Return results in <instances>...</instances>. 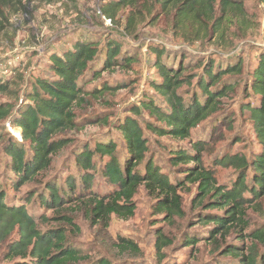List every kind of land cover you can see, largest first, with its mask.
Returning <instances> with one entry per match:
<instances>
[{
  "label": "trees",
  "instance_id": "1",
  "mask_svg": "<svg viewBox=\"0 0 264 264\" xmlns=\"http://www.w3.org/2000/svg\"><path fill=\"white\" fill-rule=\"evenodd\" d=\"M261 2L264 4V0ZM126 10L129 11L127 32H134L148 16H152L151 22L154 23L164 15L173 31L187 41L198 40L202 34L205 38L214 34L223 36L231 25L246 24L247 16L241 0H109L99 12L116 23L119 13ZM149 52L155 56L152 67L160 78L152 83V88L164 105H158L151 97H144L139 105L131 108L133 117L128 116L115 124L123 139L124 155L120 157L118 145L111 140L85 147L75 154L77 175L66 178L61 186L47 182L45 193L40 195L41 204L59 211L75 202V207H85L91 225L104 234L113 217L128 221L135 216L136 197L143 188L155 202L153 214L162 216L165 225L175 228L176 220L186 217L181 192L189 185L195 186L193 204L204 206L206 211H219L202 214L198 220L209 227L206 241L213 248L211 250L233 258L235 264H264V228L246 233L248 210L255 206L261 208L264 199V53L259 57L258 66L248 73V87L245 89L246 93L258 98L259 103L242 107L250 113L249 119L262 149L251 160L246 155L234 154L214 161V165L232 168L238 173L236 181L227 188L219 186L214 170L204 165V154L211 153L214 148L210 142H190L188 150L179 147L167 151L169 164L173 168L182 166L183 177L172 182L154 158H148L150 147L145 130L158 138L189 141L194 129L223 113V99L234 93L239 85L227 78L244 75L243 63L215 70L211 62L198 75L184 63L176 67L165 61V49L152 47ZM98 59L102 69L94 70L93 64ZM136 62L137 57L123 54L122 46L115 40L102 45L99 41L80 37L73 42L71 49L50 54L47 75L31 78L30 90L24 97L28 103L25 107L17 108L12 103L1 102L4 96L13 95L14 91L10 84L0 82V123H8L21 132V142L10 137L4 147L10 160L7 167L17 178L16 188L36 182L40 174L50 169L54 156L69 146L71 140L62 136L78 129L76 111L87 104L88 97L99 99L123 88L106 84L87 92L79 85L81 78L93 71V80H97L115 67L129 69ZM186 86L196 88L189 102L183 96ZM143 113L153 120L146 122L144 128L136 118L142 117ZM159 149L164 150L161 146ZM97 156L107 159L101 174L112 189L106 194L93 189ZM6 198L0 183V247L6 248V260L13 264H114L106 258L91 261L82 250L69 246L66 228L42 232L24 205L12 206ZM55 219L74 228L75 232L80 231L70 216ZM232 235L236 236L237 243L228 242ZM184 240L186 247L196 246L199 242L192 236H185ZM174 246L175 239L163 227H157L154 250L159 262L166 259L165 250ZM113 247L122 255L141 256L140 246L130 239L118 237Z\"/></svg>",
  "mask_w": 264,
  "mask_h": 264
},
{
  "label": "rangeland",
  "instance_id": "2",
  "mask_svg": "<svg viewBox=\"0 0 264 264\" xmlns=\"http://www.w3.org/2000/svg\"><path fill=\"white\" fill-rule=\"evenodd\" d=\"M105 1L109 0H0V82L10 84L14 91L13 95L4 96L1 102L12 103L17 108L25 107L28 103L24 97L30 90L28 84L32 82L31 78L47 75L50 54H60L71 49L73 42L80 37L99 41L102 45L108 40H115L122 46L123 54L137 57V62L129 69L115 67L97 80H93V71H89L81 78L79 85L87 92L106 84L123 88L99 99L87 98V104L76 111L78 129L62 136L69 138L71 143L54 156L50 169L40 174L34 183L16 188L17 178L7 167L10 160L4 147L10 137L21 142V132L8 123H0V183L7 194L6 202L12 206L24 205L44 233L66 228L68 245L82 250L91 261L106 258L114 264H235L233 258L213 252L206 241L209 227L200 223L199 217L219 211H206L204 206L193 204L196 197L195 186L189 185L181 192L186 217L184 220H176L175 228L165 225L162 216L153 214L155 202L143 188L136 197L135 216L128 221L113 217L104 234L99 233L98 227L91 225L85 207H75V202L68 203L59 211L41 204L40 195L45 193L47 182L61 186L66 178L77 175L75 154L85 147H94L98 142L111 140L118 145L120 157L124 155L123 139L115 129V124L128 116L133 117L130 114L131 108L139 105L144 97H151L158 105H164L152 88V83L160 80L152 67L155 59L149 52L152 47L165 49L167 54L164 60L170 61L171 65L177 67L179 63H184V66L198 75L211 62L214 63L215 70L240 62L244 66V75L227 78L239 85L234 93L223 99V113L194 129L189 141L158 138L145 130L150 147L148 158L153 157L172 182L183 176L180 171L182 166L173 168L168 162L167 151L170 149L182 147L188 150L190 142H210L214 148L211 153L204 154V165L214 170L218 185L227 188L236 181L238 173L232 168L216 166L214 161L234 154L246 155L251 160L262 149L249 119L250 113L242 109L247 104L256 106L259 103V99L250 92L246 93L245 89L248 87V73L251 74L258 66L259 57L264 53V4L261 0H241L246 8V24L231 25L223 36L214 34L205 38L202 34L200 39L193 41H187L181 34L175 33L164 15L154 23L151 22L152 16H148L130 33L126 30L129 11H121L116 23L110 27L99 12ZM100 63L101 60L98 59L93 64L94 70L102 69ZM195 89L187 86L184 88L183 96L187 102L191 101ZM136 118L143 128L146 122L153 121L147 113ZM159 146L164 150L159 149ZM106 161V158H95L96 178L93 189L100 194L109 193L112 189L101 174ZM207 202L208 200L205 205ZM65 215L74 219V223L80 228L79 232L55 219ZM247 218L249 227L246 233L264 228V199L261 208L255 206L248 210ZM157 227H163L175 239V246L165 250L167 256L162 262H159L154 250ZM185 236L199 239L198 244L186 247ZM118 237L138 243L141 256L133 258L115 251L113 244ZM228 242L237 243L236 236H230ZM5 250V246L0 247V264H13L5 259Z\"/></svg>",
  "mask_w": 264,
  "mask_h": 264
},
{
  "label": "built area",
  "instance_id": "3",
  "mask_svg": "<svg viewBox=\"0 0 264 264\" xmlns=\"http://www.w3.org/2000/svg\"><path fill=\"white\" fill-rule=\"evenodd\" d=\"M103 16V15H102ZM103 19L105 20L106 25L113 27V23L111 20L107 19L106 17L103 16Z\"/></svg>",
  "mask_w": 264,
  "mask_h": 264
}]
</instances>
